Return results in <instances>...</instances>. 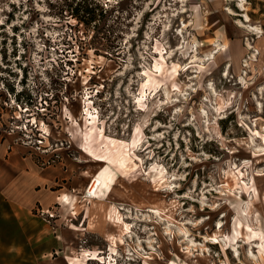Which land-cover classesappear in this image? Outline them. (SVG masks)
<instances>
[{
    "label": "rangeland",
    "instance_id": "rangeland-1",
    "mask_svg": "<svg viewBox=\"0 0 264 264\" xmlns=\"http://www.w3.org/2000/svg\"><path fill=\"white\" fill-rule=\"evenodd\" d=\"M0 123L64 172L58 264H264V0H0Z\"/></svg>",
    "mask_w": 264,
    "mask_h": 264
},
{
    "label": "crops",
    "instance_id": "crops-1",
    "mask_svg": "<svg viewBox=\"0 0 264 264\" xmlns=\"http://www.w3.org/2000/svg\"><path fill=\"white\" fill-rule=\"evenodd\" d=\"M63 176L62 169L40 165L29 148L0 135V264H58L50 258V227L38 223L33 209L55 202L52 187Z\"/></svg>",
    "mask_w": 264,
    "mask_h": 264
},
{
    "label": "bare ground",
    "instance_id": "bare-ground-1",
    "mask_svg": "<svg viewBox=\"0 0 264 264\" xmlns=\"http://www.w3.org/2000/svg\"><path fill=\"white\" fill-rule=\"evenodd\" d=\"M226 46V45H224ZM82 153L86 155L87 157L93 159L95 162L99 163L102 162L103 158L102 156H99L95 151H93L88 144H84L82 148ZM112 181V175L105 169L103 171H100L96 175H94L90 181L89 188H88V195L92 198H96L98 196V191L100 188H102L105 185H108L109 182ZM58 202H61L67 207H71L74 205V200L70 199L68 195H62L57 199ZM74 215L77 213L74 212ZM74 230H78L75 226L72 227ZM247 230H251L249 227H247ZM240 231V224H235V226L232 229L231 234V240L236 241L238 238V234ZM257 235L256 232L251 231L247 233V239H252ZM113 242V241H112ZM112 252H116L115 248H111ZM99 252L96 251H89V250H83L82 254L74 255L73 257H67L66 261L67 264H85V259L88 258V260H96L99 257Z\"/></svg>",
    "mask_w": 264,
    "mask_h": 264
},
{
    "label": "trees",
    "instance_id": "trees-1",
    "mask_svg": "<svg viewBox=\"0 0 264 264\" xmlns=\"http://www.w3.org/2000/svg\"><path fill=\"white\" fill-rule=\"evenodd\" d=\"M32 92H33V90L32 89H30ZM30 90H28V92H29V94H22L21 96H26V99L27 100H25L23 103H25L27 106H31V100H32V96H31V91Z\"/></svg>",
    "mask_w": 264,
    "mask_h": 264
},
{
    "label": "built area",
    "instance_id": "built-area-1",
    "mask_svg": "<svg viewBox=\"0 0 264 264\" xmlns=\"http://www.w3.org/2000/svg\"><path fill=\"white\" fill-rule=\"evenodd\" d=\"M31 118V116H29L28 118H24V120L23 121H21V123H22V125L23 126H26V130H27V126L28 125H30V126H32V122L31 121H27L28 119H30ZM28 124V125H27ZM0 127H1V123H0ZM29 128V127H28Z\"/></svg>",
    "mask_w": 264,
    "mask_h": 264
}]
</instances>
